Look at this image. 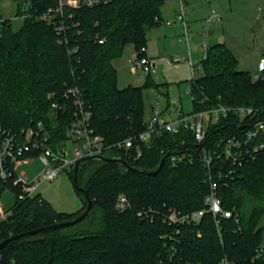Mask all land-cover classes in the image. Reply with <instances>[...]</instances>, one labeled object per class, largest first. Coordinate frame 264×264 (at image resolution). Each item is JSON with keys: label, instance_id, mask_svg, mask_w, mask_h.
Here are the masks:
<instances>
[{"label": "trees", "instance_id": "trees-1", "mask_svg": "<svg viewBox=\"0 0 264 264\" xmlns=\"http://www.w3.org/2000/svg\"><path fill=\"white\" fill-rule=\"evenodd\" d=\"M167 1L114 0L96 6H64L55 20L63 19L70 26L68 41L54 21L41 17L57 8L59 0H17L15 17L23 18L18 29L14 18L0 12V125L23 138L24 130L42 123L51 144L67 143L76 112L67 92L78 88L91 111L90 126L106 144L144 131L148 118L145 92L153 89L168 99L167 83H155L148 77L143 85L122 88L113 60L128 44H134L139 56L145 55L140 50L147 47L150 29L162 23V7ZM201 65L203 74L191 80L192 113L219 101L226 106L253 107L256 118L262 116L264 80H255L252 72L240 69L231 48L225 43L212 45ZM54 102L60 107H53ZM240 125L239 118L230 114L209 128L205 143L197 142L194 132L184 129L142 143L139 157H129L117 148L105 150L104 155L155 170L167 152L196 153L210 142L241 134ZM74 172L75 168L69 171L76 186ZM16 179V173L0 178V199L8 190L16 196L7 216L0 220V242L72 220L89 200L93 208L78 224L46 229L9 243L0 250V264H220L224 256L233 264H264V254L258 252L264 245V148L255 159L235 166L234 174L216 179L224 207L233 211V216L222 219L220 229L208 212L197 224L176 226L166 219L170 209L188 214L206 206L211 180L197 155L193 162L177 165L167 159L156 175L126 170L119 162L82 158L77 181L85 192L78 193L82 205L75 212L58 211L40 193L28 195ZM121 194L130 202L125 210L117 206Z\"/></svg>", "mask_w": 264, "mask_h": 264}, {"label": "built area", "instance_id": "built-area-1", "mask_svg": "<svg viewBox=\"0 0 264 264\" xmlns=\"http://www.w3.org/2000/svg\"><path fill=\"white\" fill-rule=\"evenodd\" d=\"M112 1L114 0H59L60 3L57 8H50L41 17L50 22L54 21L56 30L64 34L65 39L68 41L67 30L70 26L63 19L55 20L57 14L63 12L64 6H96L108 4ZM186 16L187 12L182 8L177 12L175 21L183 23L187 34L189 21ZM68 18H72V15H69ZM211 20L212 17L206 23ZM166 23L172 24L173 20H167ZM100 42L103 43L104 39H100ZM210 47L205 44L201 61L207 57ZM140 52L145 53V55H138V58L130 60L132 70L135 72L137 69H141L148 74L155 72L156 62L146 54L147 47L143 46ZM182 60V58H175L177 62ZM188 64L193 74V79L198 77V72L202 67L201 63L198 64L192 59H188ZM252 76L255 80H264V55L258 61L257 69L252 73ZM189 91L191 92V99L194 100L195 95L191 91V87ZM67 94L68 96L72 95L73 104L76 108L75 119L69 131L73 143L71 149L73 156H69L70 149H67L66 143L59 146L51 144L50 136L42 123H39L36 129L29 128L24 130L23 138L0 125V178L8 179L16 173L17 179L15 183H21L24 192L31 195L43 181H52L64 171H70L75 168L78 160L90 155H104L105 150L110 148L123 149L129 157H139L141 156L142 143L149 142L154 136H159L164 132L177 134L184 129L192 130L197 142L205 143L208 140L209 128L221 121L223 117L233 114L239 118L243 131L241 134L232 135L213 143L210 142V145L208 143L206 147L201 148L202 150L196 153L180 154L175 152L170 156L169 159L172 164L177 165L186 161L193 162L194 156L197 155L207 169L211 185L210 191L204 198L205 208L188 214H181L176 209H170L166 219L170 224L176 226L185 223L197 224L208 212L213 215L215 224L220 229L222 219L233 216V211L224 207L223 200L218 195L216 179L222 180L234 174L235 166H242L244 163L255 159L264 148V107L261 110L262 116L256 118V111L253 107L226 106L218 101L210 108L193 113L181 111L177 116H173L170 113L171 111L166 110L163 106L165 104L163 103L165 101L164 97L159 93H155L156 102L152 106L151 115L146 120L145 130L118 142L106 144L104 138L96 134L90 126L91 111L87 108L79 89L71 88ZM53 107H60V105L58 102H54ZM249 116V121L244 122ZM34 152H38V154L36 156L28 155ZM33 158H39L44 164V169L32 182H29L25 172L18 173V166L29 162ZM117 206L122 210L130 207V202L126 195L121 194L118 197ZM6 215L2 214L0 220L4 219ZM168 237L174 240L173 236L164 235V238ZM173 249L175 251V247ZM258 252L259 255L264 254V245L260 247ZM220 264H233V262L227 256H224Z\"/></svg>", "mask_w": 264, "mask_h": 264}, {"label": "rangeland", "instance_id": "rangeland-1", "mask_svg": "<svg viewBox=\"0 0 264 264\" xmlns=\"http://www.w3.org/2000/svg\"><path fill=\"white\" fill-rule=\"evenodd\" d=\"M17 11V0H1L0 1V12L5 17L14 18L15 28L18 29L23 22V18H16ZM210 17V16H209ZM212 23L209 22L204 24L201 21V37L197 39V35L190 32L189 43L192 48L194 43L200 41L201 43L205 41L206 38L214 40L215 36H209V31L212 28ZM153 32L148 36L147 45L150 48V55L156 60V70L151 74L137 69L135 72L132 70V65L130 60L138 58V51L136 50L134 44H128L123 53L117 56L113 60V65L117 70L118 84L120 87H127L129 85H143L148 77L155 83H167L169 98H165V103L163 106L166 110L171 111L173 116H177L181 111L191 112L193 110V103L191 99V92L189 91L191 87V80L193 74L184 61H175V58H183L185 56L184 52L188 54L186 37L179 36L180 43L183 47L175 48L170 47L164 51L161 46V42L155 40L153 37ZM154 38V39H153ZM149 56V55H148ZM201 56V54L199 55ZM194 60H197L196 55H193ZM241 65L240 69H244L245 63L250 59V55L241 54ZM203 74V69L198 72V77ZM167 90V89H166ZM166 100L170 101V105L166 103ZM145 102H146V115L147 117L151 115V106L155 104L156 97L155 91L153 89H148L145 92ZM168 107V109L166 108ZM162 111V109H161ZM169 113V115H170ZM73 143L69 141L66 143V147L69 150V156H73L71 153ZM44 169V164L39 158H33L27 163H22L18 166V173L25 172V176L29 182H32ZM39 186V187H38ZM37 187L34 194L40 193L43 197L49 199L52 202L57 203L60 209L70 208L73 205L74 211L80 209L82 205V199L78 194L76 186L73 180L70 178V173L64 171L56 179L49 181H43ZM9 193V192H7ZM75 205V206H74ZM75 207V208H74ZM7 216V215H6Z\"/></svg>", "mask_w": 264, "mask_h": 264}, {"label": "crops", "instance_id": "crops-1", "mask_svg": "<svg viewBox=\"0 0 264 264\" xmlns=\"http://www.w3.org/2000/svg\"><path fill=\"white\" fill-rule=\"evenodd\" d=\"M182 8L186 10V17L189 21L187 34L183 23L175 21L177 12ZM211 17L212 20L209 22L213 23L209 36H215L214 40L206 38L202 43L200 41L195 42L192 48L189 43L190 32L195 34L194 36L197 35L199 40L201 37V21L206 24V21ZM162 19V23L150 29L147 37L153 32L155 40L161 42V46L166 51L169 46L175 48L183 47L181 45L183 42H180L184 38L179 40V36H185L188 54L184 52L185 56L182 61L186 64H188V59H192L198 64L201 63L205 44L212 46L217 43H225L234 51L240 61V65L241 54L250 55V59L245 63L247 67L243 70L252 73L256 71L258 61L264 55V0H168L162 7ZM167 20H173V23L167 24ZM149 52L151 50L147 45V54L156 62ZM200 54L201 56H199ZM193 55H196V61ZM15 200L16 196L13 192L8 190L4 193L0 199V216L9 212ZM52 203L58 211L75 212L73 205L70 208L60 209L57 203Z\"/></svg>", "mask_w": 264, "mask_h": 264}, {"label": "water", "instance_id": "water-1", "mask_svg": "<svg viewBox=\"0 0 264 264\" xmlns=\"http://www.w3.org/2000/svg\"><path fill=\"white\" fill-rule=\"evenodd\" d=\"M171 155H172V152H167L166 155L162 158L158 168L155 170H144V169L136 168V167L132 166L127 160H125L124 158H121V157H114V156L110 157V156H106V155H90V156H87L84 158H86V159L96 158V159L103 160V161L109 162V163L119 162L122 164V166L126 170H134L138 173L145 174V175H156L159 173V171L161 170V168L165 164L166 160L169 159ZM79 164H80V160H78V162L75 166L74 177H75V182H76V189H77L78 193H81V192H85V189L83 187L79 186L78 181H77ZM92 208H93V202L91 200H89L87 206L84 208V210L81 212V214H79L76 218H74L72 220L59 222V223H56V224H53V225H50L47 227H41L38 229H34L31 231H26V232H22V233L10 236L9 238L0 242V250L13 241L21 240L27 236H34L36 234H39V233L45 231L46 229H56V228H62V227H69V226L78 224L87 217V215L92 211Z\"/></svg>", "mask_w": 264, "mask_h": 264}]
</instances>
